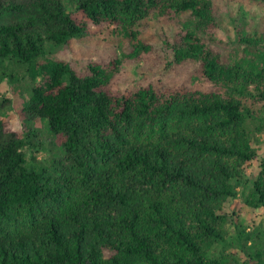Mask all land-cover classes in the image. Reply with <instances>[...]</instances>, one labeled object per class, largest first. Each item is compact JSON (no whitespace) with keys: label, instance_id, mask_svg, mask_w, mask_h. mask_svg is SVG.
I'll return each mask as SVG.
<instances>
[{"label":"trees","instance_id":"obj_1","mask_svg":"<svg viewBox=\"0 0 264 264\" xmlns=\"http://www.w3.org/2000/svg\"><path fill=\"white\" fill-rule=\"evenodd\" d=\"M219 1L0 0V81L6 62L26 66L23 112L46 120L64 152L36 168L21 140L0 139V264H226L207 251L258 156L247 133L256 113L241 99L264 98V31L219 40ZM153 15L184 20L164 33L169 65L196 64L225 94L114 88L126 60L155 51L133 29ZM114 26L133 42L123 58L79 73L47 56ZM245 202L264 210V157Z\"/></svg>","mask_w":264,"mask_h":264},{"label":"rangeland","instance_id":"obj_2","mask_svg":"<svg viewBox=\"0 0 264 264\" xmlns=\"http://www.w3.org/2000/svg\"><path fill=\"white\" fill-rule=\"evenodd\" d=\"M63 2L68 5V0ZM217 7L219 40L230 43L236 36L264 31V0H221ZM180 18L168 21L159 20L157 15H153L133 28L139 32L140 38L154 46L155 51L143 58L126 60L115 78L116 90L125 92L152 85L155 88H184L225 94V89L200 76L196 64L169 65L172 52L164 42V33L172 38L182 26L184 20ZM115 29L116 26L108 27V31L97 36L88 33L61 49L46 46L47 56L67 60L79 73L86 69L90 60L108 62L123 58L124 54H130L133 42L121 30H117L116 35L112 34ZM6 64L10 77L0 81V121L3 123L0 139L13 135L22 141V151L28 165L51 168L52 159L64 157L60 139L50 132L46 120H30L23 112L24 103L30 98L34 85L26 66L15 62ZM241 100L256 113V116L247 119V133L252 146L258 150V156L245 168L244 180L247 182L243 184L247 186L245 189L240 187L238 198L226 204L227 217L222 225V240L210 246L207 254L226 264H264V210H253L245 204V196L250 193L251 183L256 179L264 157V98L251 89L250 94ZM238 230L250 235L239 239Z\"/></svg>","mask_w":264,"mask_h":264}]
</instances>
